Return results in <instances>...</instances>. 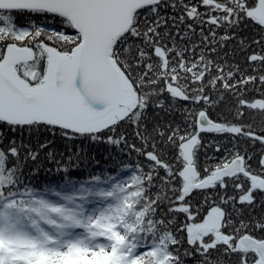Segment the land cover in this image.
<instances>
[{
    "label": "snow or ice",
    "instance_id": "snow-or-ice-1",
    "mask_svg": "<svg viewBox=\"0 0 264 264\" xmlns=\"http://www.w3.org/2000/svg\"><path fill=\"white\" fill-rule=\"evenodd\" d=\"M0 264H264V0H0Z\"/></svg>",
    "mask_w": 264,
    "mask_h": 264
},
{
    "label": "trees",
    "instance_id": "trees-1",
    "mask_svg": "<svg viewBox=\"0 0 264 264\" xmlns=\"http://www.w3.org/2000/svg\"><path fill=\"white\" fill-rule=\"evenodd\" d=\"M59 27V24L55 25ZM44 136H41V141L44 139ZM51 138V137H49ZM25 139H28L25 137ZM35 138H33L34 140ZM206 139H211V137H207ZM78 145H83L86 148L87 159L86 163L81 164L82 170L71 171L68 173L70 179L81 180L86 178L89 175L96 174L97 172L108 171L111 173L116 172L118 164H115L112 159L109 158L110 152L109 148L106 144H98L93 145L89 144L87 141H75L70 144L72 151H75ZM59 152L68 154L69 149L65 147V142L61 141L59 138L56 139L55 144L52 146ZM84 159V157H81ZM127 161L125 160V163ZM46 167H52V165H46ZM64 174H53L51 172L41 171L38 177L32 179L31 183L38 187L42 188L45 184H60L63 183ZM91 199V198H90ZM259 212V210H257Z\"/></svg>",
    "mask_w": 264,
    "mask_h": 264
}]
</instances>
